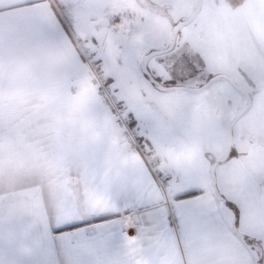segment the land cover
Listing matches in <instances>:
<instances>
[{"label": "crops", "instance_id": "obj_1", "mask_svg": "<svg viewBox=\"0 0 264 264\" xmlns=\"http://www.w3.org/2000/svg\"><path fill=\"white\" fill-rule=\"evenodd\" d=\"M77 1L0 0V264H264V240L234 232L228 203L206 176L177 188L164 161L161 188L124 145L73 40L90 42L105 67L95 16L87 29V18L80 24L69 12ZM219 8L264 65V0ZM117 176L141 182L150 215L126 206ZM97 209L116 214L114 222L58 237L46 231Z\"/></svg>", "mask_w": 264, "mask_h": 264}, {"label": "rangeland", "instance_id": "obj_2", "mask_svg": "<svg viewBox=\"0 0 264 264\" xmlns=\"http://www.w3.org/2000/svg\"><path fill=\"white\" fill-rule=\"evenodd\" d=\"M224 2L203 0L197 18L180 31L175 49L157 55L148 67L165 86L197 88L216 75H228L245 88L252 107L234 125L232 138L230 126L247 101L228 80L200 93L161 91L141 69L145 55L168 47L173 26L194 12L197 0H152L160 13L137 0H78L68 9L76 21L87 18V29L90 14L95 16L106 71L132 111L139 135L153 146L163 169L165 161L173 171L171 184L184 189L197 186L202 176L211 181L214 162L228 159L216 170L219 194L232 205L226 211L239 234L259 242L264 240V80L256 79L264 78V65L241 38L236 19L219 8ZM230 2L241 6L245 0ZM259 248L264 262V244Z\"/></svg>", "mask_w": 264, "mask_h": 264}, {"label": "built area", "instance_id": "obj_3", "mask_svg": "<svg viewBox=\"0 0 264 264\" xmlns=\"http://www.w3.org/2000/svg\"><path fill=\"white\" fill-rule=\"evenodd\" d=\"M73 40L88 70L93 88L115 117L124 145L141 157L157 184L161 188H165L169 180L168 173L163 169L160 157L153 146L139 135L130 111L120 96L116 82L111 79L100 59L92 51L90 42L76 37ZM132 225L142 226L143 224L142 221L134 218Z\"/></svg>", "mask_w": 264, "mask_h": 264}, {"label": "snow or ice", "instance_id": "obj_4", "mask_svg": "<svg viewBox=\"0 0 264 264\" xmlns=\"http://www.w3.org/2000/svg\"><path fill=\"white\" fill-rule=\"evenodd\" d=\"M115 182L119 183V195L125 200L126 206L128 208H135L137 211H140L142 209L143 214L146 215H150L152 213V206L148 203H145L143 200L144 190L139 180L132 179L127 176H117L115 177ZM182 195L185 197H192L194 193L186 192ZM175 199L179 198L176 197ZM228 207H232V205L229 203ZM115 215L116 214L109 211L97 209L84 213L76 220L69 221L63 224H57L55 226L49 225L46 231L49 235L58 237L70 232L81 230L87 231L90 228L102 229L114 222ZM167 223L169 226L173 225L174 222L171 216L167 218ZM41 239H43V237H41ZM36 264H59V262L55 260H47L37 261ZM69 264H82V262L70 260Z\"/></svg>", "mask_w": 264, "mask_h": 264}, {"label": "water", "instance_id": "obj_5", "mask_svg": "<svg viewBox=\"0 0 264 264\" xmlns=\"http://www.w3.org/2000/svg\"><path fill=\"white\" fill-rule=\"evenodd\" d=\"M202 1L203 0H197V3H196V7L194 9V12L186 20L179 22L173 28L172 35H171V41H170V44H169V47L168 48L162 49V50L153 51V52L149 53L148 55H146L145 57L142 58V60H141V69H142V71L148 77H150L151 81L161 91H188V92H192V93H200V92L204 91L205 89H207L208 87H210L216 81H219V80H228L237 90H239L247 98V101H248V104H247L246 108L244 109V111L240 115H238V117H236L234 119V121L232 122V124L230 126V135H231V138H232V129H233L234 125L252 107V98L250 96V93L245 88H243L242 86L238 85L228 75H216L211 80H209L207 83H205L204 85H202L200 87H197V88H191V87H185V86H165L161 82L157 81L152 76L151 72L149 71V67H148L149 66V62H150V60L153 57H155L157 55H161V54L168 53V52H170V51H172L174 49V47L176 45L177 36L179 34V31L183 27H185L186 25L190 24L192 21H194L197 18V16L199 15V13L201 11V8H202ZM217 165L218 164H214L211 167L210 173H211V181H212L213 189L216 192V194L220 196L219 191H218V188H217V180H216V168H217ZM234 232L237 233V234H239L238 229L235 226H234Z\"/></svg>", "mask_w": 264, "mask_h": 264}, {"label": "flooded vegetation", "instance_id": "obj_6", "mask_svg": "<svg viewBox=\"0 0 264 264\" xmlns=\"http://www.w3.org/2000/svg\"><path fill=\"white\" fill-rule=\"evenodd\" d=\"M137 1L139 2V5H140V6H142V7H143V6L148 7V8H150V9H152L153 12L160 13V12H158L157 9L152 8V4H151V1H152V0H137ZM145 7H144V8H145ZM146 9H147V8H146ZM148 10H149V9H148ZM152 10H150V11H152ZM161 14H163V13H161ZM185 20H186V19H185ZM183 21H184V20H183ZM175 26H176V25H174L173 28H174ZM172 30H173V29H172ZM181 30H182V29H181ZM181 30H180V31H181ZM180 31H179V33H180ZM171 35H172V31H171ZM171 35H170V39H169V44H170V41H171ZM178 35H179V34H178ZM177 37H178V36H177ZM176 43H177V41H176ZM168 47H169V45H168ZM168 47H166V48H168ZM175 47H176V45H175ZM175 47H174V49H175ZM166 48H164V49H166ZM174 49H173V50H174ZM159 50H162V49H159ZM173 50H172V51H173ZM153 51H156V50H153ZM153 51H151V52H153ZM172 51H170V52H172ZM151 52H150V53H151ZM168 53H169V52H168ZM148 54H149V53H148ZM148 54H147V55H148ZM165 54H166V53H165ZM145 56H146V55H145ZM178 56H179V55H178ZM155 57H156V56H155ZM153 58H154V57H153ZM153 58H152V59H153ZM152 59H151V60H152ZM151 60H150V61H151ZM176 60H178V57L176 58ZM180 60H181V59H179L178 62H181ZM188 60H189V59H188ZM186 61H187V60H186V55H184V56H183V61H182V62H183V63H186ZM149 63H150V62H149ZM149 71H150V70H149ZM143 73H144V72H143ZM144 74H145V73H144ZM151 74H152V76H153L157 81H159V82L162 83V77H161L160 75H158V76H157V75H154L152 72H151ZM145 76L149 79V81L153 84V86H155L156 89H158L157 86L151 81L150 77H148L146 74H145ZM206 83H207V82H206ZM203 85H204V84H203ZM158 90H159V89H158ZM238 91H239V90H238ZM239 92H240V91H239ZM241 94H242V93H241ZM242 95H243V94H242ZM243 96H244V95H243ZM244 98H245L246 101H247V98H246L245 96H244ZM247 104H248V101H247ZM196 129H197V128H196ZM196 129H195V130H196ZM196 131H198V134H201V132H202V127H201L200 129L196 130ZM209 156H210V158L212 157L211 155H209ZM227 162H228V159H227V160H222V161H220V162L215 161L214 164H218V165H217V168H218L220 165H222V164H226ZM214 164H213V165H214ZM217 168H216V170H217ZM220 197L223 199V201H224L225 203H228V204H229V202L227 201V198L225 199V198H223L222 196H220Z\"/></svg>", "mask_w": 264, "mask_h": 264}]
</instances>
